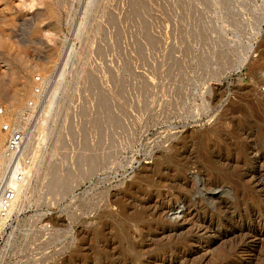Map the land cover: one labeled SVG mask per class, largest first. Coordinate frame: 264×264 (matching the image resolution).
I'll list each match as a JSON object with an SVG mask.
<instances>
[{
	"label": "rangeland",
	"instance_id": "374dc122",
	"mask_svg": "<svg viewBox=\"0 0 264 264\" xmlns=\"http://www.w3.org/2000/svg\"><path fill=\"white\" fill-rule=\"evenodd\" d=\"M29 99L0 264H264V0H0Z\"/></svg>",
	"mask_w": 264,
	"mask_h": 264
},
{
	"label": "built area",
	"instance_id": "2783aa9c",
	"mask_svg": "<svg viewBox=\"0 0 264 264\" xmlns=\"http://www.w3.org/2000/svg\"><path fill=\"white\" fill-rule=\"evenodd\" d=\"M35 91H39L37 86ZM33 106V100L29 99L24 109L20 110L12 120L7 119L1 123L4 140L0 149V219H4V221L2 226H0V232L13 219L11 207L17 194L16 185L26 177V172L23 169L17 168L20 161L24 163L29 162L25 153H23L26 128L20 125V121H25L28 118L29 110ZM10 180L13 183H10Z\"/></svg>",
	"mask_w": 264,
	"mask_h": 264
},
{
	"label": "bare ground",
	"instance_id": "6f19581e",
	"mask_svg": "<svg viewBox=\"0 0 264 264\" xmlns=\"http://www.w3.org/2000/svg\"><path fill=\"white\" fill-rule=\"evenodd\" d=\"M239 109V108H238ZM245 116V115H244ZM2 135V134H1ZM3 136V135H2ZM2 139H4V137L2 138L1 136H0V146H1V144H2ZM31 141L29 140L28 142H27V135H26V140H25V145H24V151H23V153H25V150L26 149H28V148H32L33 146H31V144L32 143H30ZM231 145V144H230ZM28 151V150H27ZM211 151V150H210ZM209 152V151H208ZM207 157V156H206ZM205 157V158H206ZM220 157V156H219ZM231 158V157H230ZM234 160V159H233ZM208 161V160H207ZM223 161V160H222ZM230 161V160H229ZM239 161V160H238ZM216 162V161H215ZM28 163L29 162H27V163H24V162H19L18 163V169H23L25 172H26V177L21 181V182H19L17 185H16V187H17V194H16V197L14 198V200H13V202H12V207H11V212H12V209H14L15 207H17L18 208V206H19V197L18 196H20V195H22L23 194V192H24V190L25 189H27L26 187H27V184L29 183L28 182V179H29V177H30V169H31V165H28ZM230 163V162H229ZM232 163V162H231ZM216 164V163H215ZM217 164H218V161H217ZM222 165H224V164H222ZM208 166V165H207ZM254 169V168H253ZM32 171V170H31ZM247 172V171H246ZM250 172V171H249ZM259 172L260 171H254V172H251L249 175H250V178L249 179H252L253 181H256L257 180V182L259 183V184H264V178H262V176L263 175H259ZM248 173V172H247ZM31 174H32V172H31ZM262 174V173H261ZM243 176V175H242ZM251 180V181H252ZM10 183H13L12 182V180H10ZM232 183V182H231ZM254 184H255V182H254ZM213 185V184H212ZM215 185V184H214ZM219 188V187H218ZM215 189H216V187H215ZM212 191V190H211ZM212 197V196H211ZM210 197V198H211ZM251 211V210H250ZM231 212V211H230ZM243 212V211H242ZM254 212V211H253ZM187 213V212H186ZM232 213V212H231ZM249 213V212H248ZM252 213V212H251ZM184 214V213H183ZM228 215H230V214H228ZM227 215V216H228ZM236 215V214H235ZM239 215V214H238ZM242 216H243V214H241ZM244 215L246 216V214L244 213ZM252 215V214H251ZM244 217V216H243ZM228 219H229V217H228ZM243 219V218H242ZM231 220V219H230ZM212 224V223H211ZM246 224V223H245ZM258 224V223H257ZM176 226H177V224H176ZM175 226V227H176ZM205 226V225H204ZM218 226V225H217ZM261 227L260 228H262V224L260 225ZM197 228V227H196ZM206 228L207 229H212V228H214L215 229V227H212V226H206ZM237 228V229H236ZM257 228V227H256ZM175 229V228H174ZM199 229H202V227L201 228H199L198 227V230ZM250 228L248 227V225H247V227H245V226H243V224H240L239 226H237V227H232L230 230L231 231H234V230H241L242 231V233L244 232L243 230H246V232H244V234H243V236H242V239H241V244H240V246L242 245V243H244L245 242V240H247V234L249 233L248 232V230H249ZM216 230V229H215ZM230 231V232H231ZM196 233H197V231H196ZM201 234V233H200ZM197 235V234H196ZM249 235V234H248ZM199 235H197V237H198ZM182 241V240H181ZM245 245V244H244ZM239 248V247H238ZM242 249V248H241Z\"/></svg>",
	"mask_w": 264,
	"mask_h": 264
}]
</instances>
